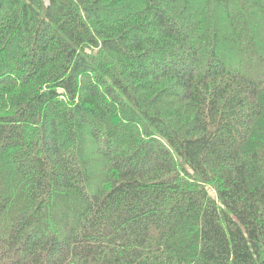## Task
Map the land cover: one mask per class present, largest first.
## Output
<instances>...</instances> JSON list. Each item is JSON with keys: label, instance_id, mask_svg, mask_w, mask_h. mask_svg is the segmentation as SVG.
<instances>
[{"label": "trees", "instance_id": "16d2710c", "mask_svg": "<svg viewBox=\"0 0 264 264\" xmlns=\"http://www.w3.org/2000/svg\"><path fill=\"white\" fill-rule=\"evenodd\" d=\"M0 264H264V0H0Z\"/></svg>", "mask_w": 264, "mask_h": 264}]
</instances>
